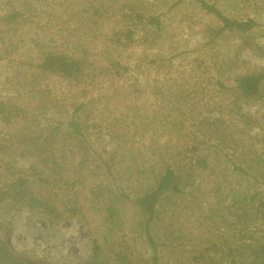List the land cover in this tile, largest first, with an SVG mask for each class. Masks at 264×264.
I'll list each match as a JSON object with an SVG mask.
<instances>
[{"label": "rangeland", "instance_id": "rangeland-1", "mask_svg": "<svg viewBox=\"0 0 264 264\" xmlns=\"http://www.w3.org/2000/svg\"><path fill=\"white\" fill-rule=\"evenodd\" d=\"M146 1L162 16L158 31L132 25L129 0H0V101L26 115L12 123L0 117V139H10L29 120L41 135L48 126L67 121L70 103L85 101L91 143L113 165L107 177L97 170L94 181H110L135 198L152 190L164 164L174 162L166 145L171 139L174 145L178 137L172 121L179 115L171 114L169 104L152 91L182 83L199 89L202 108L213 100L225 102L215 103L217 110L211 114L221 118L228 134L225 153L236 161L264 158V92L260 98L235 103L214 87L219 79L235 85L240 75L264 70V0H207L231 17H254L262 23L246 34L219 36L220 21L199 0ZM93 5H104V16L93 15ZM16 10L24 11V17L8 22L6 15ZM126 26L136 29V40L114 47L113 30ZM83 49L89 51L92 66L79 84L43 75L36 67L50 50L78 55ZM115 58L131 67L121 78L106 69ZM0 160L28 172L36 168L45 176L53 177L55 171L34 154H0ZM186 163L182 167H188ZM212 164L209 171L186 168L183 191L161 204L154 224L159 264H257L247 243L264 236V218L256 215L253 203L264 184L235 172L223 155ZM71 168L64 180L76 183L73 192L83 198ZM119 206L120 222L114 226L93 208L87 209V225L2 203L0 240L13 255L32 262L85 264L98 238L105 264H143L154 252L141 215L129 202L120 200Z\"/></svg>", "mask_w": 264, "mask_h": 264}, {"label": "trees", "instance_id": "trees-1", "mask_svg": "<svg viewBox=\"0 0 264 264\" xmlns=\"http://www.w3.org/2000/svg\"><path fill=\"white\" fill-rule=\"evenodd\" d=\"M183 1L179 0V2ZM199 1L207 12L220 21L218 36L226 32L246 34L262 26V23L254 17L234 18L224 13L216 3ZM150 7V3L146 0H129L127 10L133 26L143 24L155 31L161 29L162 16ZM91 9L95 16L101 17L106 13L104 5H93L89 8ZM24 14V11L16 10L6 15L5 19L8 22L17 21L19 17H24ZM133 26L117 27L113 30L111 42L114 47L128 46L136 40V29ZM83 50V53L78 55L50 50L36 67L43 75L59 77L73 84H79L85 79L92 66L89 51ZM106 69L115 77L121 78L130 71L131 67L126 61L115 58L108 63ZM214 87L216 93L227 99L234 98L235 103L260 98L264 92V70L240 75L235 85H228L219 79ZM152 93L169 104L171 114L179 115L172 121L173 131L178 136L177 140L173 145L171 139L166 145L170 155L173 154L171 157L174 162L164 164L165 167L158 173L152 190L132 198L124 191L119 192L115 189L110 181L105 183L101 180L94 181L97 178V170L101 171V176L107 177V174L113 173V165L107 156L94 149L88 133L87 121L84 120L88 103L78 101L70 103L73 110L67 121L52 123L53 125L48 126L41 135H37L38 132L32 129L34 120H29L27 123H22L21 129L10 139H0L1 155L13 152H18L21 156L34 154L40 157L46 166H52L55 170L53 177L45 176L36 168L28 172L0 160V207L5 203L9 207L40 211L56 220L76 218L87 225H90L87 209L93 208L102 215L105 223L116 226L121 217L119 201L129 202L138 209L146 241L154 252V255L143 264H159V243L154 234V224L163 201L180 194L186 186L184 185L186 168L198 167L203 171H209L213 165L212 159L222 158L223 155L233 163L235 172L264 184V158L246 157L236 161L232 159L234 155L225 153V148L228 147V134L225 132L221 118L211 117V114L217 110L215 103L225 102L215 100L206 102L212 104L204 106L203 108L206 109H203L200 105L203 101L200 99L199 89L190 88L182 83L168 88L159 87ZM220 110L222 112V108ZM0 117L11 123L21 118L26 119L24 111L4 101H0ZM53 142H56V147H53ZM159 157L165 160L162 152ZM184 163L188 164V167H182ZM71 167L74 168V175L77 176L74 181L79 179L78 188L83 198L79 197L78 192H73L72 188L76 183L71 185L70 179L64 180L66 179L64 172H69ZM253 203L257 210L256 215L264 218V192L257 191ZM248 214L249 212L246 211V216ZM247 246L250 248L248 254L253 261L264 264V236L255 242L247 243ZM101 252L102 245L97 238L94 240V255L85 264H105L101 259ZM0 264L49 263H36L18 258L7 249L5 242L0 240ZM233 264L237 263L234 261Z\"/></svg>", "mask_w": 264, "mask_h": 264}]
</instances>
